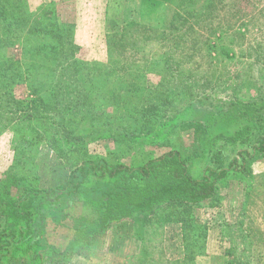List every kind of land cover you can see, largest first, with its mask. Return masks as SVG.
<instances>
[{"label":"rangeland","instance_id":"1","mask_svg":"<svg viewBox=\"0 0 264 264\" xmlns=\"http://www.w3.org/2000/svg\"><path fill=\"white\" fill-rule=\"evenodd\" d=\"M195 1L203 10L204 1ZM176 10L180 7L171 0H0V230L3 202L26 188L59 185L88 160L133 165L174 148L198 177L216 147L228 155L243 149L230 148L221 140L210 144V134L233 135L240 120L252 119L242 114V105L256 117L258 109L264 112V0H216L209 16L183 39L187 20L173 19ZM54 21L72 24L73 54L82 61L104 68L126 62L128 69L129 61L137 60L131 73L144 75L143 82L137 79L139 89L119 95L132 104L145 96L152 110L133 116L126 105L113 106L111 91L119 90L120 79L97 81L94 90L100 93L95 99L90 96L92 104L76 91L71 92L73 100L57 97L55 75L62 71L60 66L55 69L52 58L60 55H50L54 52L50 35L55 32L43 30ZM156 28L169 30L170 36L163 37ZM124 29L126 36H121ZM109 54L118 62L112 63ZM2 62L15 66L3 69ZM62 100L69 105L65 111L58 110ZM221 181L201 203H170L157 215L143 217L141 229L138 220L115 222L87 245V254L70 259L95 256L107 263L104 258L114 256L119 261V251L132 252L137 241L145 250L139 257L132 254L131 264H185L183 260L210 264L206 243L215 233L218 242L214 235L211 240L232 263L264 264V154L251 158L246 170L231 172ZM56 231L52 243L65 244L63 230Z\"/></svg>","mask_w":264,"mask_h":264},{"label":"trees","instance_id":"2","mask_svg":"<svg viewBox=\"0 0 264 264\" xmlns=\"http://www.w3.org/2000/svg\"><path fill=\"white\" fill-rule=\"evenodd\" d=\"M203 1L204 8L199 11L195 6V0H171L174 6L177 4L178 9L180 7V11H175L176 15L173 19L176 17L178 21L187 20L182 25V29L186 27L181 34L182 39L187 32L194 30L193 25L209 16L212 7H216V0ZM190 21L191 24L187 26ZM169 25L166 24V28L169 29ZM71 27V23L60 25L56 21L43 27L46 32H55V36L50 35L54 39L52 45L54 52L50 55H60L52 59L57 63L55 69L60 66L65 74L63 76L60 72L55 75L59 86L58 89L56 88L57 97L66 99L67 96L73 100L71 92L76 91L78 97H86V104H92L95 101L88 100L90 96L93 97L100 93L94 90L97 81L120 79L116 87L119 90L115 93L111 91L113 106L118 108L126 105L128 110L134 114L133 116L140 114L142 110L149 113L152 107L147 97L144 96L143 99L137 101L138 103L132 104L131 101L119 95V92L129 93L139 89L140 84L136 82L137 79L143 82L144 75L131 73L134 70L131 67L138 61H129V64L127 62L128 69L125 67L126 62L125 66L114 65L104 68L95 62L76 58L73 54L74 30ZM156 29H161L163 37L170 36L169 30ZM124 34L125 29L120 35L126 36ZM112 39H109V43L116 44ZM65 48H68L70 53H67ZM126 53L127 51L121 55L122 59ZM111 54L109 55L113 59L112 63L118 62ZM65 63L68 65L64 66ZM150 64L147 66H152ZM152 64L156 65L154 62ZM1 66L3 69H13L15 62H2ZM19 69L22 70L21 64ZM84 70L88 71L84 73ZM94 70L97 72H92ZM89 71L92 73L89 74ZM125 80H130V82ZM141 89L144 91L145 86L141 85ZM57 103L60 104L58 110L65 111L69 108L65 100ZM242 107L244 116H254L255 119L252 117V119L240 120V125L236 126L238 129L233 135L232 132L224 131L209 134L213 136L210 144L214 145V140H221L230 144V148L236 145L237 147L242 146L243 149H237V155L235 153L228 155L224 148L216 147L210 163L198 177L191 173L187 159L181 151L173 148L160 155L140 158V162L133 165L108 162L103 159L88 160L72 169L68 179L59 185L42 189L26 188L20 196L11 199L8 197L10 200L3 202L1 208L4 226L0 230V264L5 262L6 264L11 262L14 264L18 262L19 264H62L64 260L70 262L73 255L87 254L89 252L87 245L115 222L126 219H132L134 222L138 220L136 224L141 229L144 226L142 218L146 220L148 215L150 217L157 215L163 210L161 207L166 204L184 202L197 204L206 200L215 193L218 182L223 181L231 172L246 170L251 158L264 154V112L258 109L256 117L252 114L251 108L248 109L246 105ZM209 128L214 131L213 125ZM257 129L260 131L255 132ZM245 133L246 137H244ZM253 133H257V136L253 137ZM239 156L243 161L241 167L238 166ZM81 207L86 211L79 212ZM159 209H161L160 212ZM58 228L63 230L62 235H65V244H57L63 248L52 243L53 235L58 233L56 231ZM5 257L8 258L6 261Z\"/></svg>","mask_w":264,"mask_h":264},{"label":"crops","instance_id":"3","mask_svg":"<svg viewBox=\"0 0 264 264\" xmlns=\"http://www.w3.org/2000/svg\"><path fill=\"white\" fill-rule=\"evenodd\" d=\"M217 233V231H216ZM126 235V234H125ZM214 235V238H215V241H217L216 239V235L215 233H210L209 236H208V239H207V243H206V246H207V253H206V256L208 254L207 257H210L211 259V263L210 264H234L230 261V258L225 254H223L220 249H219V246L216 242L212 241L211 238L213 237ZM262 241V245H264V237L263 239L261 240ZM121 243V241H119ZM212 242L215 243V246H216V251H212V250H215L212 249ZM119 243V244H120ZM126 243H128V240L124 239V245H126ZM141 243L139 242V244L137 243V241H134V244H133V251L130 252V251H124V252H120L119 251V254L122 255L121 256V260L119 259V261H117L115 259L114 256H111L109 258H104V260L106 261L107 260V263H103L102 259H99L98 257H90V258H87L86 260H81V258H77L76 260H71V262H69L70 264H131V259L129 258L132 254L136 257H139L141 256L143 253H144V250H145V246H143L142 244L140 245ZM257 245H260V244H257ZM130 261V262H129ZM181 262H184L185 264H189L190 262H185L184 260L181 261ZM143 264H157L156 262H153V261H150V262H147V261H144L142 262ZM199 264V263H198Z\"/></svg>","mask_w":264,"mask_h":264}]
</instances>
